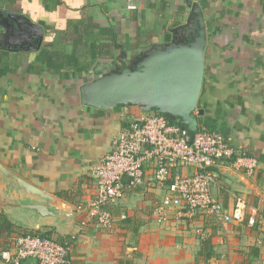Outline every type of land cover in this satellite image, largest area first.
Returning <instances> with one entry per match:
<instances>
[{
    "label": "crops",
    "instance_id": "0c3cea01",
    "mask_svg": "<svg viewBox=\"0 0 264 264\" xmlns=\"http://www.w3.org/2000/svg\"><path fill=\"white\" fill-rule=\"evenodd\" d=\"M193 4L206 41L198 131L257 161L252 174L215 167L212 197L226 210L242 199L244 219L171 212L158 223L167 189L148 169L108 208L110 227L82 226L94 169L121 131L158 114L90 90L170 51ZM22 236L68 245L71 264H264V0H0V251Z\"/></svg>",
    "mask_w": 264,
    "mask_h": 264
},
{
    "label": "built area",
    "instance_id": "2783aa9c",
    "mask_svg": "<svg viewBox=\"0 0 264 264\" xmlns=\"http://www.w3.org/2000/svg\"><path fill=\"white\" fill-rule=\"evenodd\" d=\"M222 163L247 174L257 165L255 159L238 155L218 132L198 131L190 140L185 128L169 123L164 115L143 116L139 124L118 134L111 152L94 169L95 198L85 208L88 215L82 226L92 222L99 229L110 227L108 208L124 192L142 187L148 169L153 170L149 183L167 189L153 211L158 223L167 221L171 212L179 217L199 213L224 223H241L246 210L242 199L226 210L212 197L213 169ZM182 167H193L195 172L172 174ZM248 224L252 226L253 219ZM68 253V245L40 236H22L13 239L10 250L0 251V260L3 264H20L25 259L37 264H71Z\"/></svg>",
    "mask_w": 264,
    "mask_h": 264
},
{
    "label": "water",
    "instance_id": "95a60500",
    "mask_svg": "<svg viewBox=\"0 0 264 264\" xmlns=\"http://www.w3.org/2000/svg\"><path fill=\"white\" fill-rule=\"evenodd\" d=\"M205 42L202 15L193 4L188 23L170 51L143 62L137 71L126 68L101 81L91 88L90 100L111 106L138 105L145 111H154L169 123L185 128L192 140L199 129L193 114L203 85ZM31 207L40 211L38 206Z\"/></svg>",
    "mask_w": 264,
    "mask_h": 264
}]
</instances>
